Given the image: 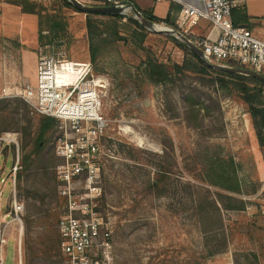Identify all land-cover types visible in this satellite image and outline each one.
Segmentation results:
<instances>
[{"label": "rangeland", "instance_id": "374dc122", "mask_svg": "<svg viewBox=\"0 0 264 264\" xmlns=\"http://www.w3.org/2000/svg\"><path fill=\"white\" fill-rule=\"evenodd\" d=\"M29 1L55 21H64L65 28L50 29L42 16L39 39L35 14L13 5L7 13L0 1V30H5L0 32V89L4 68H20L21 62L27 82L35 86L42 51L59 70L45 103L62 104L54 95L63 88L69 105L90 85L79 96L100 102L99 121L64 122L52 115L55 123L39 150L24 161L33 149L39 118L48 115L18 95L0 96V137L16 135V144L0 152V208L8 207V174L17 146L22 264H61L58 222L66 203L58 194L55 167L64 161L56 152L64 136L95 145L102 191L98 209L111 229L114 264H264V146L256 136L258 116H251L243 95L219 87L209 78L214 75L176 70L184 52L169 34L158 31L145 29L142 48L108 38L104 53L91 63L86 12L63 0ZM78 1L94 6V0ZM130 1L136 10H151L158 17L170 5L168 0ZM110 14L120 15L118 34L126 35L122 23L127 19L110 12L95 16L103 21V34L111 35ZM205 23L201 19L191 27L192 34L199 35ZM148 58L161 63L167 75L154 77L159 81L147 78L142 61ZM250 98L264 99L263 92ZM74 124L81 126L79 132ZM13 247L9 236L3 264H13Z\"/></svg>", "mask_w": 264, "mask_h": 264}, {"label": "built area", "instance_id": "2783aa9c", "mask_svg": "<svg viewBox=\"0 0 264 264\" xmlns=\"http://www.w3.org/2000/svg\"><path fill=\"white\" fill-rule=\"evenodd\" d=\"M168 1L179 6L174 18L176 30L185 36H192V39L189 40L199 48L204 61L224 66L236 64L259 73L264 72V39L254 36L245 25L233 24L231 8L234 1ZM92 4L113 5L127 12L123 15L124 18L132 15L138 21L133 12V8H136L130 0H94ZM167 12L171 13V10L168 8ZM165 15L161 18L164 19ZM201 19L208 22L209 29L206 34L193 35L191 27L196 26ZM143 27L151 31L174 30L164 20L152 21L150 26ZM38 54L35 86L26 81L17 85L3 86L0 90V96L18 95L40 113L48 116L53 115L63 121L66 119L77 122L86 119L99 121L97 116L99 98L92 101V110L83 108L78 115L75 111L72 113L63 111L64 108L67 109L72 106L71 103L66 104L63 88L58 89L60 92L58 95H54V98H58V100L63 99L62 104L57 103L54 106L53 103H45L47 100L45 96H49L48 92L52 90L54 79L59 70L54 67L52 56H46L42 54V51H39ZM87 81L91 82L92 80ZM89 87L91 88V85ZM89 87L82 90L90 89ZM81 91L77 92L76 100H78ZM96 96L98 95L96 94ZM79 127L73 125L76 132L80 131L81 126L79 125ZM8 144H16L15 134L5 133L0 137V152H4L3 146ZM15 150V160L8 174L11 179L8 207L4 211H1L0 208V264H3L2 254L9 236L14 242L13 264H22L21 215L23 203L16 198L17 146ZM56 152L64 159L62 163L56 165L55 175L58 194L65 199L66 203V211L58 222V248L61 264H114L111 229L108 222L103 220L98 209L102 191L99 178L100 167L95 158V145L87 140L74 142L64 136V138L58 139ZM1 192L2 187L0 186V194Z\"/></svg>", "mask_w": 264, "mask_h": 264}, {"label": "trees", "instance_id": "16d2710c", "mask_svg": "<svg viewBox=\"0 0 264 264\" xmlns=\"http://www.w3.org/2000/svg\"><path fill=\"white\" fill-rule=\"evenodd\" d=\"M63 1L68 6L73 7V4L70 1L68 0H63ZM6 2L17 7L21 13L35 14L39 18L37 22V26H38L37 35L39 39L42 37L41 27H40V24L42 23V16H45V21L47 25L50 26V29L56 28V29L64 30L65 28L66 23L64 21L62 22L55 21V19L49 16L48 14L42 13L43 10L42 7L40 5H37L36 3L30 2L29 0H6ZM178 7L179 6L177 4L170 3L169 10H171V13L167 12L164 19L154 15L151 10L149 11L137 10V11L145 19L151 22L152 21L160 22L164 20L167 24L171 25L174 30H176V27L174 25V18L178 10ZM232 10L233 8H231V14H232ZM101 14L103 13L86 12L87 17L85 19V27H86V35H87V50L89 55V61L91 63H95L98 60V58L104 53V48L108 38L124 39L127 42L137 44L138 47L142 48V41L146 35L145 28L132 15L126 16L127 21L125 23H122V26L126 31L125 33L126 35H119L117 29L118 25L116 24V21L119 20L118 18L120 17V15L110 14V16L114 17V19L108 21L107 27L110 29V33H111V35L108 36L105 33L103 34V31L100 27L103 21L96 19L95 17ZM49 22H51L50 25ZM233 24L240 25L239 23H235V22H233ZM168 36H170V39L173 40L177 44V46L180 49H182L184 52V59L182 63L180 65L178 64L174 65V68L176 70L184 69L193 73H202L204 76L207 77L214 75V77H209V78L212 79L214 83H217L219 87L227 88L229 91L235 89L239 94L243 95L242 96L243 100H245L249 105V113L251 114V116L253 118L258 116L256 136L258 143L264 146V99L258 98L257 100L256 98H250L251 93L254 92L258 96H262V92L264 91V81L249 75L234 74V73L224 72L215 69L212 66H210L209 63H207L202 58H200L195 52L190 50L182 41L176 39L174 36L171 35ZM186 37L188 39H192L191 35H186ZM142 63L144 66L142 73L144 75H147V78H151L154 81H159L160 79L157 78L165 77L168 73L165 70L164 66L154 59L148 58L146 59V61H142ZM233 65L236 66V64H232V66ZM261 74L264 75V72H262ZM54 123H55V118L51 116H42L39 118L33 149L30 153L23 156L24 161L30 158V155L32 153L39 150L44 135L49 129H51ZM224 173L221 174L222 177L225 176ZM220 186L231 191L237 190V187H235L234 185L232 186L225 183H221Z\"/></svg>", "mask_w": 264, "mask_h": 264}, {"label": "crops", "instance_id": "0c3cea01", "mask_svg": "<svg viewBox=\"0 0 264 264\" xmlns=\"http://www.w3.org/2000/svg\"><path fill=\"white\" fill-rule=\"evenodd\" d=\"M0 1H2L3 6L7 8V13L13 11L10 7L12 5L6 2V0H0ZM233 1H234L232 5L233 10L231 14L232 21L235 23H239L240 25L247 26L254 36L264 39V0H233ZM20 17L21 19L18 20L22 22L23 16ZM208 25H209L208 22H206L202 32L199 34H206L209 29ZM3 31L5 30L2 28L0 32ZM3 81H4L3 86H11L14 84L17 85L18 83L29 81L27 79L26 73L22 71V62L20 68L16 66L15 67L10 66L9 68L5 67L3 70L2 82Z\"/></svg>", "mask_w": 264, "mask_h": 264}, {"label": "water", "instance_id": "95a60500", "mask_svg": "<svg viewBox=\"0 0 264 264\" xmlns=\"http://www.w3.org/2000/svg\"><path fill=\"white\" fill-rule=\"evenodd\" d=\"M68 1H70L77 9L83 10L85 12H98V13L110 12V13H120L123 15L127 14L125 10L114 7L113 5L90 6V5H83L78 0H68ZM133 12L140 24H142L143 26L151 25V21L145 19L136 9L133 8ZM157 31L174 36L176 39L182 41L190 50L195 52L200 58H202L201 51L199 50V48L195 46L184 34L180 33L177 30H171V29H159ZM209 65L215 69H218L224 72L240 74V75H249V76H253V77H256L257 79L264 81L263 74L256 72L249 68L224 66V65H217V64H210V63Z\"/></svg>", "mask_w": 264, "mask_h": 264}, {"label": "bare ground", "instance_id": "6f19581e", "mask_svg": "<svg viewBox=\"0 0 264 264\" xmlns=\"http://www.w3.org/2000/svg\"><path fill=\"white\" fill-rule=\"evenodd\" d=\"M99 84H101V83H98L97 85H99ZM101 85H103V84H101ZM94 99H96L95 96L81 95V96H79L78 101H76L75 103H71L72 106L67 108V109L64 108L63 111L66 113H69V112L72 113L75 111L76 115H78L82 112L83 108H87L89 110H92L93 102L91 100H94ZM89 101H91V102H89Z\"/></svg>", "mask_w": 264, "mask_h": 264}]
</instances>
